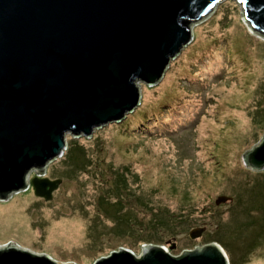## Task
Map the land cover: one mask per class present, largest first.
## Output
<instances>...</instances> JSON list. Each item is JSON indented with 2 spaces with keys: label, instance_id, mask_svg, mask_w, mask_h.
<instances>
[{
  "label": "rangeland",
  "instance_id": "374dc122",
  "mask_svg": "<svg viewBox=\"0 0 264 264\" xmlns=\"http://www.w3.org/2000/svg\"><path fill=\"white\" fill-rule=\"evenodd\" d=\"M193 35L158 84L140 83L136 113L89 139L66 135L84 147L91 161L85 172L70 168L64 152L45 171L62 178L51 200L29 186L0 201V244L12 240L57 261L92 264L118 247L138 255L140 245L160 244L178 255L219 239L229 264H264V185L254 186L264 184V168L252 170L242 158L264 134V40L233 0L220 2ZM185 80L188 91H181ZM122 169L125 182L115 186ZM100 194L119 201L124 233L108 232L115 210L98 203ZM218 196L231 200L216 205ZM154 208L169 216L168 226H149ZM196 227L204 231L190 239Z\"/></svg>",
  "mask_w": 264,
  "mask_h": 264
},
{
  "label": "water",
  "instance_id": "95a60500",
  "mask_svg": "<svg viewBox=\"0 0 264 264\" xmlns=\"http://www.w3.org/2000/svg\"><path fill=\"white\" fill-rule=\"evenodd\" d=\"M223 0H0V201L29 186L45 201L62 183L45 176L62 157L66 135L89 139L121 122L141 102L140 83L154 86L193 40V28ZM249 31L264 40V0H233ZM264 168V134L242 154ZM31 172L35 175L30 177ZM231 200L218 196L215 204ZM204 227L188 231L190 239ZM0 264L57 261L12 240ZM92 264H229L215 241L173 255L144 243L136 255L118 247Z\"/></svg>",
  "mask_w": 264,
  "mask_h": 264
},
{
  "label": "trees",
  "instance_id": "16d2710c",
  "mask_svg": "<svg viewBox=\"0 0 264 264\" xmlns=\"http://www.w3.org/2000/svg\"><path fill=\"white\" fill-rule=\"evenodd\" d=\"M189 84L190 83H189L188 80L187 81L186 80L185 81H181V83L178 85V86H180V89L179 88L178 89L181 90V91H188V85ZM175 92H176L175 90L171 89L169 96L174 95ZM163 110L164 109L162 108L161 109L162 112L166 111V110H164V111ZM135 111H136V109H135ZM135 111H133V112H135ZM261 112L264 114V108H262ZM62 160L67 165H69L70 168H72L73 170L78 169L79 171H82V172H85V170H86L85 168H89V166L91 164L90 163L91 162L90 159L87 157V155L85 153L84 147L78 145L76 143V141H73V143L71 142V144H69V142H67V148L65 150V154H64ZM125 172H126V170L124 171V169H122L121 171H119V173H117V175L112 178V182L111 183L114 184L115 186H117L119 183H124L125 182V179H126ZM262 182L263 181H259V183L254 184V186L256 187V185H264ZM106 188H110V187L107 186ZM114 189L116 190L117 187H114ZM137 196H139V195H137ZM108 199H109V197L106 200L105 196H103L101 194H100V196H98V203H101V202H109V207L110 208H113L115 210V213H114V215H115L114 216V222L113 223L111 222L110 228H109V231L108 232H111L112 231L111 234H113V235L116 234V233L117 234H119V233L121 234L122 231L124 230V228L118 224L119 221L117 220L118 218H120V215H121V209H119V201L118 200H115L113 202H110ZM137 199H140V198L139 197H136V200ZM151 206H153V205H149V207H151ZM155 209L156 208H154L153 210L155 211ZM156 210L157 211L153 212L154 213L153 218H150L149 217V219H148L149 226L150 225H152V226L157 225V229L158 228H161V227L168 226V217L169 216L166 217L165 215L164 216L163 215H160L159 212H158L159 210L158 209H156ZM175 221H176V219H174V222ZM176 223H179V222H176ZM123 233H124V231H123ZM257 238L254 237V238H252L253 239L252 241H250L249 243H247V245H246V249L247 250L253 248V246L256 243V239ZM211 241L217 242L218 244H220L222 246V248H224L226 246L225 242H223L222 240L214 239V240H211Z\"/></svg>",
  "mask_w": 264,
  "mask_h": 264
},
{
  "label": "bare ground",
  "instance_id": "6f19581e",
  "mask_svg": "<svg viewBox=\"0 0 264 264\" xmlns=\"http://www.w3.org/2000/svg\"><path fill=\"white\" fill-rule=\"evenodd\" d=\"M240 115V114H239ZM243 115V114H242ZM240 118L242 119V117L240 116ZM2 210V209H1ZM65 232V231H64ZM63 231L62 232H60V234L62 235L63 233H64Z\"/></svg>",
  "mask_w": 264,
  "mask_h": 264
},
{
  "label": "flooded vegetation",
  "instance_id": "af4514ba",
  "mask_svg": "<svg viewBox=\"0 0 264 264\" xmlns=\"http://www.w3.org/2000/svg\"><path fill=\"white\" fill-rule=\"evenodd\" d=\"M56 177L52 178V179H55ZM42 199V198H41Z\"/></svg>",
  "mask_w": 264,
  "mask_h": 264
}]
</instances>
